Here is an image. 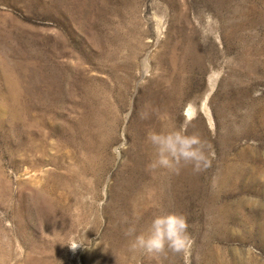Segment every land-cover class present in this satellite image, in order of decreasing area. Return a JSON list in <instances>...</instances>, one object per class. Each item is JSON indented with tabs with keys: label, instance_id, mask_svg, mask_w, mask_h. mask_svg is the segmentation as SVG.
Returning a JSON list of instances; mask_svg holds the SVG:
<instances>
[{
	"label": "rangeland",
	"instance_id": "1",
	"mask_svg": "<svg viewBox=\"0 0 264 264\" xmlns=\"http://www.w3.org/2000/svg\"><path fill=\"white\" fill-rule=\"evenodd\" d=\"M183 125L200 173L154 166ZM160 209L187 264H264V0H0V264H185L130 250Z\"/></svg>",
	"mask_w": 264,
	"mask_h": 264
},
{
	"label": "clouds",
	"instance_id": "2",
	"mask_svg": "<svg viewBox=\"0 0 264 264\" xmlns=\"http://www.w3.org/2000/svg\"><path fill=\"white\" fill-rule=\"evenodd\" d=\"M194 15L200 44L207 46L210 41H218L219 22L213 15L207 11ZM231 60V57H226V63ZM188 127L183 125L166 131L147 132L146 140L155 152L154 166L176 173L185 166H191L194 173L210 167L206 141L196 132L189 133ZM188 229L189 224L184 214L160 209L144 231L137 233L136 227L129 225L124 234L131 238L130 250L133 252H141L153 258L181 256L187 264L194 243ZM78 246L75 242L71 243L73 251Z\"/></svg>",
	"mask_w": 264,
	"mask_h": 264
}]
</instances>
